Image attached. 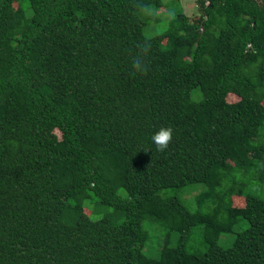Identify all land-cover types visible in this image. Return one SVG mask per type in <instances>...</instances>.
<instances>
[{"label": "trees", "instance_id": "trees-1", "mask_svg": "<svg viewBox=\"0 0 264 264\" xmlns=\"http://www.w3.org/2000/svg\"><path fill=\"white\" fill-rule=\"evenodd\" d=\"M195 1L0 0V264H264V0Z\"/></svg>", "mask_w": 264, "mask_h": 264}, {"label": "rangeland", "instance_id": "rangeland-1", "mask_svg": "<svg viewBox=\"0 0 264 264\" xmlns=\"http://www.w3.org/2000/svg\"><path fill=\"white\" fill-rule=\"evenodd\" d=\"M163 5L162 7L155 12L156 16L159 18V22L152 23V22H146L145 26L143 27L144 34L146 36H153L154 34H157L164 30L166 28V23L171 20L172 14L176 8L182 9L185 16L188 17V19L191 21L193 18L200 15V11L198 9V5L196 4L195 0H161ZM239 99V97L235 95H228L227 96V102L228 103H234ZM264 133V131L262 132ZM59 134L57 133V136ZM247 191L253 193L254 195L263 198L264 199V184H258L251 183ZM194 195V193H193ZM188 197V196H187ZM235 199V198H232ZM85 212H89L88 210H85ZM228 240L227 238L223 237L221 239V244L223 246H227ZM155 243L152 246H149L145 248V252L152 247H154ZM150 255V254H149Z\"/></svg>", "mask_w": 264, "mask_h": 264}, {"label": "clouds", "instance_id": "clouds-1", "mask_svg": "<svg viewBox=\"0 0 264 264\" xmlns=\"http://www.w3.org/2000/svg\"><path fill=\"white\" fill-rule=\"evenodd\" d=\"M150 49V44H143L139 46V53L134 57L132 67L133 75L139 73L140 75L146 74L147 64L144 62V57L147 56ZM152 142L155 144L157 151L163 152L167 150L172 141V129L162 127L159 131L151 137Z\"/></svg>", "mask_w": 264, "mask_h": 264}]
</instances>
